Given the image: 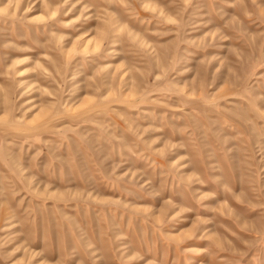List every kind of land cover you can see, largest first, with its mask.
<instances>
[{
	"label": "rangeland",
	"instance_id": "obj_1",
	"mask_svg": "<svg viewBox=\"0 0 264 264\" xmlns=\"http://www.w3.org/2000/svg\"><path fill=\"white\" fill-rule=\"evenodd\" d=\"M0 264H264V0H0Z\"/></svg>",
	"mask_w": 264,
	"mask_h": 264
}]
</instances>
